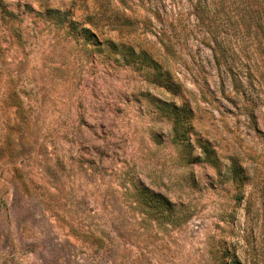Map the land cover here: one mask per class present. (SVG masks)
I'll list each match as a JSON object with an SVG mask.
<instances>
[{
	"label": "rangeland",
	"instance_id": "obj_1",
	"mask_svg": "<svg viewBox=\"0 0 264 264\" xmlns=\"http://www.w3.org/2000/svg\"><path fill=\"white\" fill-rule=\"evenodd\" d=\"M66 10L152 53L177 94ZM160 101L192 108L191 147ZM0 264H264V0H0Z\"/></svg>",
	"mask_w": 264,
	"mask_h": 264
},
{
	"label": "trees",
	"instance_id": "obj_2",
	"mask_svg": "<svg viewBox=\"0 0 264 264\" xmlns=\"http://www.w3.org/2000/svg\"><path fill=\"white\" fill-rule=\"evenodd\" d=\"M87 20L85 22H80L73 19L71 11L66 10L64 16L60 19L61 23L65 20L69 22L70 28L72 30H77L82 32V35L88 38V41L92 45L97 46L102 49H109L115 55H118L121 60L132 62L134 66H137L138 70H147L146 79L157 86L163 87L166 90H171L172 92H178L180 86L175 81L174 76H172L170 70L167 67L164 68L162 64L153 56L152 53L148 52L136 45L134 42L116 41L110 35L101 37L103 34L99 29L92 31L91 27L87 24H94L92 19L85 17ZM79 24L82 27H79ZM160 109L163 110L168 118L173 120L172 130L173 139L178 142H185V147H191V132L192 126L190 123V116L192 113V108L188 103L176 104L173 103H162ZM202 147L201 153L206 160L211 161L215 165H218V159L213 154L208 143L203 142L200 144ZM196 159H200L199 155H193ZM194 159L193 157H190ZM126 194L134 195L137 205L143 207L149 215L159 217L162 215L166 217V210L173 211L174 204L172 200L165 195L163 192L154 190L147 185L142 183H135L133 190L129 187L126 189Z\"/></svg>",
	"mask_w": 264,
	"mask_h": 264
}]
</instances>
